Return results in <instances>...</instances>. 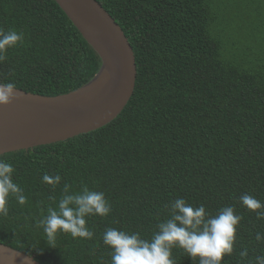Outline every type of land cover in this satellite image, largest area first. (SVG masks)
Masks as SVG:
<instances>
[{
	"label": "trees",
	"instance_id": "trees-1",
	"mask_svg": "<svg viewBox=\"0 0 264 264\" xmlns=\"http://www.w3.org/2000/svg\"><path fill=\"white\" fill-rule=\"evenodd\" d=\"M119 24L136 57L135 92L109 125L67 142L9 153L28 203L13 199L0 216V244L39 264H111L104 231L150 238L164 205L177 197L215 212L232 205L245 219L240 243L264 254L254 234L264 222L239 202L264 201V0H96ZM0 27L23 31L7 52L0 83L56 97L79 90L100 72L101 58L55 0H0ZM59 174L74 191H103L108 217H90L93 240L61 234L50 248L37 219L56 205L43 175ZM5 246V245H4ZM36 250H42L39 254ZM241 250L239 245L237 251ZM182 250L174 256L193 264ZM225 264H239L234 253Z\"/></svg>",
	"mask_w": 264,
	"mask_h": 264
},
{
	"label": "clouds",
	"instance_id": "clouds-1",
	"mask_svg": "<svg viewBox=\"0 0 264 264\" xmlns=\"http://www.w3.org/2000/svg\"><path fill=\"white\" fill-rule=\"evenodd\" d=\"M23 31L0 27V64L7 60V52L23 46ZM17 84L8 79L0 83V105L8 106L17 99ZM16 169L11 162L0 158V216L9 214V203L15 200L20 206L28 203L24 189L14 180ZM42 182L53 190L62 185L60 198L50 196L56 206H48L47 214L37 219L35 226L43 230L46 243L56 248L61 234L73 239L93 240L95 233L89 227L90 217H108L112 205L103 191L81 184L74 191L69 183L62 184L59 174L45 173ZM240 204L255 213L257 221L264 222V201L251 194L239 197ZM168 215L157 218L150 238L140 232L107 228L102 236L103 244L111 250V264H182L174 256V250H182L193 264H225L226 257L235 253L239 264H264V254L251 255L249 248L240 243L239 232L245 216L232 205L210 211L204 203L194 204L177 197L164 205ZM257 247L264 245V232L254 234ZM238 245L241 250L237 251ZM43 254L42 250H36ZM15 258H12L14 261ZM32 252L27 253L25 264H31Z\"/></svg>",
	"mask_w": 264,
	"mask_h": 264
},
{
	"label": "water",
	"instance_id": "water-1",
	"mask_svg": "<svg viewBox=\"0 0 264 264\" xmlns=\"http://www.w3.org/2000/svg\"><path fill=\"white\" fill-rule=\"evenodd\" d=\"M55 2L101 58V70L89 84L66 95L17 90V99L0 105V156L64 143L106 127L135 92V53L115 19L96 0ZM4 249L22 258L14 263ZM26 256L0 244V264H25ZM31 264L39 263L32 258Z\"/></svg>",
	"mask_w": 264,
	"mask_h": 264
},
{
	"label": "bare ground",
	"instance_id": "bare-ground-1",
	"mask_svg": "<svg viewBox=\"0 0 264 264\" xmlns=\"http://www.w3.org/2000/svg\"><path fill=\"white\" fill-rule=\"evenodd\" d=\"M3 251H4V255L7 256L14 263H18L19 259L22 258V257L20 258L18 254L14 252H10L8 249H4ZM12 258H15L14 261L12 260Z\"/></svg>",
	"mask_w": 264,
	"mask_h": 264
},
{
	"label": "rangeland",
	"instance_id": "rangeland-1",
	"mask_svg": "<svg viewBox=\"0 0 264 264\" xmlns=\"http://www.w3.org/2000/svg\"><path fill=\"white\" fill-rule=\"evenodd\" d=\"M8 244H10V242H8L7 240L3 243V245H5V247L10 248Z\"/></svg>",
	"mask_w": 264,
	"mask_h": 264
}]
</instances>
